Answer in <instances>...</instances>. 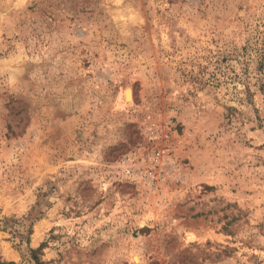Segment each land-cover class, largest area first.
I'll use <instances>...</instances> for the list:
<instances>
[{
	"label": "rangeland",
	"instance_id": "obj_1",
	"mask_svg": "<svg viewBox=\"0 0 264 264\" xmlns=\"http://www.w3.org/2000/svg\"><path fill=\"white\" fill-rule=\"evenodd\" d=\"M35 257L264 264V0H0V264Z\"/></svg>",
	"mask_w": 264,
	"mask_h": 264
},
{
	"label": "bare ground",
	"instance_id": "obj_2",
	"mask_svg": "<svg viewBox=\"0 0 264 264\" xmlns=\"http://www.w3.org/2000/svg\"><path fill=\"white\" fill-rule=\"evenodd\" d=\"M126 92H127V98H130V94H131V92H132L131 89H130V88L126 89ZM148 221H150L149 218L147 219L146 223H147Z\"/></svg>",
	"mask_w": 264,
	"mask_h": 264
},
{
	"label": "trees",
	"instance_id": "obj_3",
	"mask_svg": "<svg viewBox=\"0 0 264 264\" xmlns=\"http://www.w3.org/2000/svg\"><path fill=\"white\" fill-rule=\"evenodd\" d=\"M34 259L37 262V264H42V262H40L38 258L35 257Z\"/></svg>",
	"mask_w": 264,
	"mask_h": 264
}]
</instances>
